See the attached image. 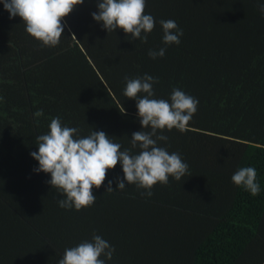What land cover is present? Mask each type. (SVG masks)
Instances as JSON below:
<instances>
[{"label": "trees", "instance_id": "trees-1", "mask_svg": "<svg viewBox=\"0 0 264 264\" xmlns=\"http://www.w3.org/2000/svg\"><path fill=\"white\" fill-rule=\"evenodd\" d=\"M98 2L75 6L59 43L43 46L0 0V264H58L93 233L115 248L106 264H264V0H145L155 19L147 43L108 33L92 16ZM162 19L183 30L179 45L163 43ZM145 74L159 78L154 98L170 102L176 87L199 100L185 131L158 130L188 174L147 197L135 184L118 189V163L92 205L61 208L51 175L34 171L35 138L59 116L138 154L131 136L143 127L124 77ZM241 167L256 169L258 195L232 182Z\"/></svg>", "mask_w": 264, "mask_h": 264}, {"label": "clouds", "instance_id": "clouds-1", "mask_svg": "<svg viewBox=\"0 0 264 264\" xmlns=\"http://www.w3.org/2000/svg\"><path fill=\"white\" fill-rule=\"evenodd\" d=\"M2 2L4 9L10 13V19L19 16L27 33L41 41L43 46H55L65 29L62 21L84 0ZM145 6V0H99L98 12H93L92 16L102 23L108 33L119 28L128 37L131 34L133 40L147 43V34L153 31L155 19L145 14ZM258 9L264 15V2L258 3ZM159 23L163 29V43L179 45L184 33L177 23L171 19H162ZM165 53L166 48L148 51L152 59L163 57ZM124 79L126 86L123 94L135 99L139 122L143 127V130L133 132L131 136L132 147L140 149L138 154H133L129 149L121 151V145L113 142L102 130L80 136V129L63 125L59 116L51 119L47 133L35 138L38 151L30 155L39 162V167L34 171L51 175L46 183L58 189L63 196L58 200L61 208L80 210L92 205L97 199L93 187L100 188L108 170L114 169L118 163L124 173L116 180L118 189L124 190L126 182L128 185L135 184L137 188L145 190L140 193L141 196L147 197L153 195L152 188L157 182L167 185L170 176L179 181L188 174L189 166L178 152L169 153L158 145L159 141L168 140L158 130L176 128L185 131L197 111L199 100L176 87L172 89L170 102L154 98L153 85L159 83V78L148 74L136 78L125 76ZM34 116H43V110H38ZM149 128L150 131H147ZM231 180L253 196L261 191L257 171L253 167L238 168ZM112 184V181H108L106 193L116 191ZM114 252L115 248L108 241L93 233L91 240L66 248L58 264H106V259L111 260Z\"/></svg>", "mask_w": 264, "mask_h": 264}]
</instances>
